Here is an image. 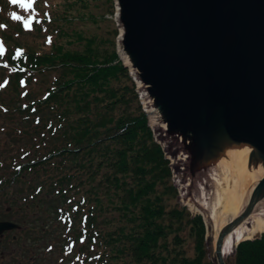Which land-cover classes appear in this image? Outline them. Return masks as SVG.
Here are the masks:
<instances>
[{
  "label": "trees",
  "instance_id": "1",
  "mask_svg": "<svg viewBox=\"0 0 264 264\" xmlns=\"http://www.w3.org/2000/svg\"><path fill=\"white\" fill-rule=\"evenodd\" d=\"M86 2L64 0L60 12L34 19L38 33L55 36L47 51L16 46L0 54L20 100L0 102L5 120L22 124L9 136L39 139L42 149L0 176V188L12 183L21 195L22 234L34 228L49 253L58 235V247L77 257L70 264H214L203 220L178 202L171 163L118 57L117 27L104 37L76 24L87 20ZM36 77L50 79L39 96L22 90ZM225 263L264 264V234L240 242Z\"/></svg>",
  "mask_w": 264,
  "mask_h": 264
},
{
  "label": "water",
  "instance_id": "2",
  "mask_svg": "<svg viewBox=\"0 0 264 264\" xmlns=\"http://www.w3.org/2000/svg\"><path fill=\"white\" fill-rule=\"evenodd\" d=\"M113 3L118 57L226 264L227 238L264 224V0Z\"/></svg>",
  "mask_w": 264,
  "mask_h": 264
},
{
  "label": "rangeland",
  "instance_id": "3",
  "mask_svg": "<svg viewBox=\"0 0 264 264\" xmlns=\"http://www.w3.org/2000/svg\"><path fill=\"white\" fill-rule=\"evenodd\" d=\"M64 0H35V3L33 4V7L29 10H24L23 8H20L18 5H13L9 2V0H0V48L3 49V52L1 55H4L5 53H9L11 49L15 48L16 46L25 48L27 50L33 49L35 51L41 52V51H47L48 46L44 47V45L51 40H53L54 35H48L45 36L44 30L42 32L38 33L37 31V23L34 21V19L38 18H44V11L47 13L50 12L52 13L51 16L53 15V11L57 10L58 11V5L61 4ZM107 1L106 0H87L86 2V9L83 10V13L86 17V22L79 23L78 28L83 29L87 33H94L98 36H104V37H109L107 35L109 32L113 33L114 26L116 24H113L111 22V18L113 19L114 22V15L108 16V13H106L107 9ZM114 6L113 0L111 3ZM114 8V7H113ZM62 9V7H61ZM61 10L59 9L58 12ZM115 12V9H114ZM15 13L16 15L20 16V20H13L11 17ZM75 15V13H74ZM50 16V17H51ZM72 15L68 14V18H71ZM96 19L97 23L94 24L91 21V18ZM69 18V19H70ZM32 20L31 24V30H25L23 22L26 20ZM109 19V20H108ZM115 23V22H114ZM65 25V24H64ZM43 26V25H42ZM111 33V34H112ZM118 33V30H117ZM55 37V36H54ZM117 38V37H116ZM117 49V48H116ZM50 82V79L48 78H33L32 81L26 85L25 88H18L22 89L24 91H34V93L41 88H44L46 84ZM10 78L4 74L3 71L0 70V85H3L0 87V102L4 103H9L8 100L11 102L15 103L17 101H20L19 99L17 100L16 96L18 97V94L15 92L14 86L10 84ZM20 91V90H19ZM19 93V92H18ZM39 94V91L36 93ZM19 98V97H18ZM16 122L18 124H16ZM22 126L18 121L14 120L13 118L10 120H5V116L0 114V176H5L9 177L10 174L13 173L12 169V161L16 160V164H22L25 163L26 160H34L38 156L42 154V149L38 148V141L30 139V140H20L18 135H14L12 137L9 136L11 132H14L12 128H17V126ZM7 126L8 128H6ZM8 136L10 137L11 141L8 140ZM11 144H16L11 150H7V146ZM36 143V144H35ZM35 145V146H34ZM23 147V148H21ZM19 149H23L25 156L22 158V156H19ZM39 149V150H35ZM18 161V162H17ZM171 163V162H170ZM173 173V172H172ZM173 182L175 183L179 200L178 202L186 207L192 214H196L189 206H185L182 202V191L181 188L177 182V180L174 177L173 174ZM1 185H4L1 184ZM11 183L10 187L8 188H0V210L3 211L6 207H9L11 211L14 213L11 216H9L7 219L13 222L19 221L20 216L16 215L19 214L17 211L20 210V198L21 195H15V186ZM35 212V211H34ZM33 214V213H32ZM36 214V212H35ZM38 216V214H37ZM24 227V226H23ZM33 229L32 231H28L30 233L22 234V236L19 238L20 241V246L26 242H28V239L31 238L33 240V243H29V247L26 250H21V257H20V264H70L74 263L75 259V254H71L69 250L61 249V246L58 247V235L56 238L51 239V241L48 242V248L50 250V253L48 249H44L46 243H43L41 241H38L33 238V236H36L34 233H36L34 228H27ZM263 233H258L255 235V237H259ZM215 236L216 234L214 233L213 230L210 228L207 230L206 229V241L208 243L210 252H211V261L216 264L214 254H213V247H214V241H215ZM252 238V239H253ZM251 240V239H250ZM244 241V240H243ZM35 242V243H34ZM242 242V241H240ZM239 244V243H238ZM238 244H235L233 250L231 253L228 255L224 256V260L228 261L229 259L232 258L233 253L236 249V246ZM20 246L15 245L13 247V251L15 250L16 252H19ZM6 250V249H5ZM4 258L0 259V264H17L13 263L12 260L7 259V252H3ZM81 258V256L79 257Z\"/></svg>",
  "mask_w": 264,
  "mask_h": 264
},
{
  "label": "flooded vegetation",
  "instance_id": "4",
  "mask_svg": "<svg viewBox=\"0 0 264 264\" xmlns=\"http://www.w3.org/2000/svg\"><path fill=\"white\" fill-rule=\"evenodd\" d=\"M14 214L9 207H6L3 211L0 210V224L8 223L11 225L10 228L0 231V259L4 258V251L7 252V259L12 260L13 263L20 264L21 250H26L29 247L28 242L31 244L30 240L24 243L22 247L20 246L19 238L22 236V231L25 227H22L19 221L13 222L7 218ZM19 215V214H16ZM26 233H23V235ZM17 245L19 252L13 251V247ZM6 249V250H5ZM1 263V262H0Z\"/></svg>",
  "mask_w": 264,
  "mask_h": 264
},
{
  "label": "bare ground",
  "instance_id": "5",
  "mask_svg": "<svg viewBox=\"0 0 264 264\" xmlns=\"http://www.w3.org/2000/svg\"><path fill=\"white\" fill-rule=\"evenodd\" d=\"M260 222L261 221L256 222L255 226L249 230L238 229L233 234H231L227 238L225 245L223 247L224 256L231 253L235 244L239 243L240 241L253 238L258 233H264V224H261Z\"/></svg>",
  "mask_w": 264,
  "mask_h": 264
},
{
  "label": "snow or ice",
  "instance_id": "6",
  "mask_svg": "<svg viewBox=\"0 0 264 264\" xmlns=\"http://www.w3.org/2000/svg\"><path fill=\"white\" fill-rule=\"evenodd\" d=\"M9 2L13 5H18L20 8H23L24 10H29L33 7V4L35 3V0H9ZM13 20H20L21 17L13 13L12 17ZM25 30H31V24L32 20H26L23 22ZM3 49L0 48V54H2ZM19 55V53H17ZM3 85H0L2 87Z\"/></svg>",
  "mask_w": 264,
  "mask_h": 264
}]
</instances>
